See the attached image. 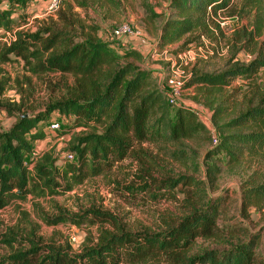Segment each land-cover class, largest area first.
I'll return each mask as SVG.
<instances>
[{"label":"trees","instance_id":"obj_1","mask_svg":"<svg viewBox=\"0 0 264 264\" xmlns=\"http://www.w3.org/2000/svg\"><path fill=\"white\" fill-rule=\"evenodd\" d=\"M32 2L0 0V30L11 31L15 23L13 14ZM76 2L80 6L86 3ZM64 4L67 13L60 12L64 21L61 29L48 26L30 33L20 30L16 31L15 41L0 44V65L12 62L14 56L35 75L60 73L74 78L66 95L52 99L38 114L27 113L29 107L25 108L23 103L3 100L7 82H0V112L16 118L10 129L0 131L1 210L25 201L30 195L45 197L70 191L88 177L128 158L136 143L179 145L211 132L193 106L182 104L173 110L174 104L153 79L152 72L131 60L142 56L138 49L119 55L108 42L92 36L78 39L73 32L76 27L70 29L78 23V15L72 2ZM238 8L241 12H237ZM171 9L173 12L168 13L159 30L161 47L184 38L187 41L183 45L187 46L192 43L188 37L193 34L212 35L211 25L219 27L214 16L220 12L240 16L248 10L253 17L251 31L245 26L236 33L235 40L243 43L234 53L250 50L253 59L247 64L238 59L219 73L196 72L186 84L196 85L202 92V104L211 111L209 122L217 129L218 142L211 144L207 156L214 158L207 170L213 176L221 171L219 162L227 160L226 164L236 166L246 156L255 157L264 149V87L257 81L264 69V0H171ZM238 78L248 84L233 87ZM239 96L246 102H241ZM55 111L59 119L53 121L61 126L67 121L60 135L77 127L87 131L77 134L66 150L65 154H74L75 162L64 159L60 166L55 165L59 158L35 150V143L47 138L41 123ZM72 118L73 124L68 123ZM59 178L67 184L62 191L58 190ZM175 185L177 182L169 183L170 187ZM244 194L245 207L258 205L264 200V183L248 188ZM199 198V202L203 201L201 208L194 207L180 223L159 234L131 232L107 212L81 211L71 216L76 225L92 215L111 228H101L99 242L86 246L81 254H73L69 244L64 247L19 239L15 229L9 228L0 236V245L9 250L0 256V264H159L163 260L166 264H264V258L256 256L258 236L230 244L226 251H194L196 239L218 236V218L225 203L208 194ZM43 219L48 225H59L66 217L61 213Z\"/></svg>","mask_w":264,"mask_h":264},{"label":"rangeland","instance_id":"obj_2","mask_svg":"<svg viewBox=\"0 0 264 264\" xmlns=\"http://www.w3.org/2000/svg\"><path fill=\"white\" fill-rule=\"evenodd\" d=\"M65 1L73 3L78 15V23L70 27L71 30L76 27L73 32L78 39L92 36L108 42L119 55L132 47L144 51L139 59L131 60L152 72L153 79L168 95L170 103L171 99L174 100L173 110L187 104L210 118V109L202 104V92L196 85L186 87L187 82L196 72L219 73L232 67L238 59L247 64L254 57L250 50L234 54L243 43L235 40L236 33L245 26L249 31L253 29V17L248 10L240 16L220 12L214 16L219 27L211 25L213 34H193L188 37L193 41L187 46L183 45L187 38L165 47L158 46L160 27L168 13L173 12L171 0H82L86 2L85 6H80L76 0H62L59 9L52 13L47 12L50 0H33L28 8L13 14L15 23L11 31L21 28L30 33L48 26L61 29L64 21L60 19V12L67 13ZM240 9L237 12H241ZM125 24L139 30L141 36L117 38L115 29ZM6 33L7 30H0V39L5 38ZM181 48L183 51L179 52ZM12 58V62L0 65V82H7L1 97L12 103H23L25 108L29 107V114L44 111L52 99L65 96L67 88L74 85L72 76L60 73L35 75L25 68L22 60ZM170 79L182 83L183 87L172 86ZM257 81L264 87V69L260 70ZM244 84L248 81L238 78L233 87ZM239 98L244 102L243 97ZM58 119L59 114L55 111L49 120L41 123L47 138L35 143L37 153H49L54 159H60L56 166L66 160L65 153L72 139L87 132L85 128L77 127L60 135L67 121L59 131L49 128V124ZM15 122V117L0 112V131L10 129ZM68 123L73 124V118ZM207 124L212 139L208 134H200L179 145L136 143L128 158L107 167L99 175L88 177L70 191L45 197L30 195L25 201L0 209V236L13 228L19 239L64 247L69 244L73 254H81L86 246H95L99 242L101 228L111 229L109 224H103L99 217L92 215L81 225H76L71 216L81 211L107 212L131 232L159 234L168 231L170 225L180 223L194 207L201 208L203 201L199 202V196L208 194L210 198H222L225 202L218 218L220 231L213 239H196L194 251L203 248L226 251L230 244L236 245L251 236H258L256 256L264 258V200L258 205L244 206V191L264 183V149L255 157L246 156L236 166L226 164L227 160L219 162L221 171L210 176L207 170L214 158L208 159L207 156L211 144H214L213 135L219 136L217 129L210 122ZM57 182L60 184L58 190H64L65 181L59 178ZM170 182H177V185L170 187ZM61 213L65 214L66 220L59 225H48L43 219ZM8 253L9 250L1 244L0 256ZM159 264L166 262L163 260Z\"/></svg>","mask_w":264,"mask_h":264},{"label":"built area","instance_id":"obj_3","mask_svg":"<svg viewBox=\"0 0 264 264\" xmlns=\"http://www.w3.org/2000/svg\"><path fill=\"white\" fill-rule=\"evenodd\" d=\"M61 2H62V0H50L48 7H47V12L52 13V12L57 11L60 7ZM20 30H22V29L18 28L15 31H7V33L5 34L6 37L3 39H0V41H2L0 43L10 44L12 41H15L16 40V31H20ZM114 33H115V36L117 38H120L123 36H126V37L131 36V37L137 38V37L141 36V32L139 30L133 28L130 24L122 25L121 27L115 29ZM7 35L9 36L8 39H7ZM169 83L172 84V86L178 87L179 89H181L183 87L182 83H180L174 79H170ZM171 103H173V104L175 103L173 99H171ZM196 111L200 117H203L207 122H209V118H206V115L203 112H200L198 110H196ZM50 129L53 131L60 130L61 129V123L58 121H53L50 125ZM213 141H214V143L218 142V137L215 134L213 135ZM65 157L69 161H73L75 158L74 154H72V153L66 154Z\"/></svg>","mask_w":264,"mask_h":264},{"label":"crops","instance_id":"obj_4","mask_svg":"<svg viewBox=\"0 0 264 264\" xmlns=\"http://www.w3.org/2000/svg\"><path fill=\"white\" fill-rule=\"evenodd\" d=\"M130 45V44H129ZM133 48V47H132ZM134 49H138L142 54H144L143 52H142V49L140 50V48H138V47H134Z\"/></svg>","mask_w":264,"mask_h":264}]
</instances>
